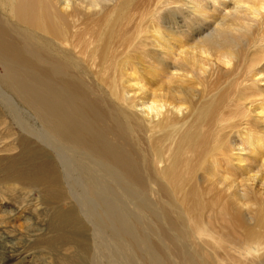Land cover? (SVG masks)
Instances as JSON below:
<instances>
[{
	"label": "bare ground",
	"instance_id": "bare-ground-1",
	"mask_svg": "<svg viewBox=\"0 0 264 264\" xmlns=\"http://www.w3.org/2000/svg\"><path fill=\"white\" fill-rule=\"evenodd\" d=\"M0 69L57 264H264V0H0Z\"/></svg>",
	"mask_w": 264,
	"mask_h": 264
},
{
	"label": "rangeland",
	"instance_id": "rangeland-1",
	"mask_svg": "<svg viewBox=\"0 0 264 264\" xmlns=\"http://www.w3.org/2000/svg\"><path fill=\"white\" fill-rule=\"evenodd\" d=\"M12 102L14 104L16 103L13 99ZM17 108L22 113L25 125L32 127L33 121L30 114L25 109ZM24 138L27 139L26 142L22 140ZM34 139L27 132H23L22 129L17 128L0 108V166H10L12 158L17 155H19L17 159L20 162V166H25L28 153L34 151L36 147L40 148L36 146L35 143L37 141ZM26 145L28 147L24 149ZM45 150L48 149L46 148ZM58 168H60L59 164ZM60 170L62 171V169ZM24 171L27 172V169H24ZM48 177H50L49 173ZM10 179L11 177H3L0 172V264H57L56 260L59 257L67 255L74 251L75 248L74 246L63 244H60L61 246L59 244L55 245V249L54 247L49 248L48 243L53 240V232L49 228L52 223L51 216L53 212L57 208L62 211H66L67 209L71 210L72 204H81L84 206L86 200L90 201H86L88 202L87 204H92V199L83 198L81 194L82 188L75 187L76 189L74 191H76L75 196L78 194L77 197L72 196L66 203L61 202L55 204L53 201L45 198V191L48 188L45 182L42 181L38 182L37 185H31L21 182L20 178H18L17 182H13V179ZM62 183L64 188L70 191L71 184L67 181H63ZM22 196L23 200H21ZM72 198L76 199L73 200ZM80 206L78 208L79 215L83 211L80 209ZM129 209L133 210L131 205L128 206V211H130ZM84 213L83 211L82 214L84 215ZM82 214L80 217L83 219L85 216H82ZM2 234L3 236H1ZM88 237L91 241V247H93L91 250L95 253L93 254L91 252L92 259H94L93 264H127L126 261L129 254L124 250L123 252L122 247L120 248L119 246L120 250H118L119 248L110 249L109 247H105L106 244L104 243L109 240L106 234L102 237H94L91 233H88ZM108 245L111 244L108 243ZM55 256H57V259Z\"/></svg>",
	"mask_w": 264,
	"mask_h": 264
}]
</instances>
